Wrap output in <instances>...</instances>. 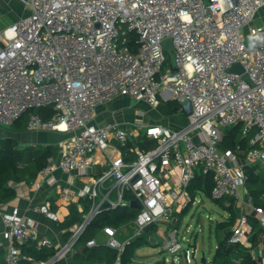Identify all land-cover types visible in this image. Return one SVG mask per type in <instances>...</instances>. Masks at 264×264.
Masks as SVG:
<instances>
[{
  "label": "built area",
  "instance_id": "built-area-1",
  "mask_svg": "<svg viewBox=\"0 0 264 264\" xmlns=\"http://www.w3.org/2000/svg\"><path fill=\"white\" fill-rule=\"evenodd\" d=\"M23 2L29 14L2 30L6 43L0 49V125L12 126L27 115L31 130L68 134L58 145L59 158L49 157L33 183L38 189L48 182L69 203L79 202L83 219L60 248L39 259L22 247L31 241L38 248L52 247L51 239L39 237L34 219L18 207L5 212L7 264L60 263L78 250L97 215L119 207L137 210L128 221L133 232L120 239V226L107 225L100 230L104 240L94 236L87 246L115 249L113 264H121L126 243L163 221L168 230L162 249L181 252L172 219L194 203L188 189L198 170L213 175L212 199L231 196L252 206L264 227V209L244 190L245 166L264 164V26H251V41L243 35L264 0ZM167 38L175 49V70L164 49ZM235 63L244 72H230ZM118 95L151 104L174 100L188 124L180 129L148 126L144 141L154 144L130 143L134 129L118 121L94 122L97 106ZM45 108L54 109L49 120L39 112ZM239 122L242 135L249 137L243 159L221 148L224 128ZM98 151L106 163L90 184L74 188L53 175L56 169L89 175L100 164ZM27 210L60 219L47 203H31ZM252 230L248 215L241 214L230 242L244 243ZM185 252L190 262L192 247Z\"/></svg>",
  "mask_w": 264,
  "mask_h": 264
},
{
  "label": "trees",
  "instance_id": "trees-1",
  "mask_svg": "<svg viewBox=\"0 0 264 264\" xmlns=\"http://www.w3.org/2000/svg\"><path fill=\"white\" fill-rule=\"evenodd\" d=\"M168 103L174 110H178V103L176 101H168ZM39 112L44 120H49L54 115L53 108L40 109ZM144 138L145 137L139 139L137 143L141 145L146 144V146L147 144H154V142H145ZM221 148L237 152L241 158L245 156L246 150L249 148V137L242 135L241 122L224 128ZM57 151L58 147L54 145H21L14 137L0 136V205L15 197L16 189L12 183L33 181L36 179L39 170L46 165L49 157L57 154ZM245 171L248 175L245 184L255 197L254 204L264 209V201L260 200L261 195L264 194V179L254 176L248 166H245ZM214 184L213 175L211 173H204L202 170H198L188 189L192 201L199 193L212 199L211 191ZM213 200L224 206L228 212V217L216 223V228L222 232L223 237L216 246L211 264H261L258 259L254 257L250 248L241 243L234 244L230 242L233 228L236 226L241 216L240 208L234 197L226 196ZM191 205L192 202L183 208L181 212L175 214L178 217L174 225L175 228L178 227L179 215L183 216L187 213ZM88 207V203L85 204V210H87ZM136 212V209L128 207L104 209L88 225L82 235L80 239L82 248L74 253L75 264H113L117 258V251L115 249L105 245L89 247L86 245V242L107 225L119 227L123 223L128 222L135 216ZM82 219L83 213L79 211L78 205L76 203L70 204L69 214L60 223V227L66 229V238L70 234V229L76 223L82 221ZM248 219H250L249 221L253 226L252 231L258 233L259 230H256L257 222L249 217ZM154 226L155 227L148 228L142 235L126 243L121 255V264H129L132 262L136 250L149 243V233L151 232L150 230L156 228V225ZM22 250L39 259L47 258L55 252V249L51 247L38 248L34 242L24 245Z\"/></svg>",
  "mask_w": 264,
  "mask_h": 264
},
{
  "label": "crops",
  "instance_id": "crops-1",
  "mask_svg": "<svg viewBox=\"0 0 264 264\" xmlns=\"http://www.w3.org/2000/svg\"><path fill=\"white\" fill-rule=\"evenodd\" d=\"M30 10L26 7L23 0H0V49L5 45L6 40L2 34V30L11 24H13L22 15L29 14ZM251 26H264V6H262L256 13L254 19L250 24L244 26L243 35L247 41L252 40L250 34ZM121 99H129L139 104L141 100H136L127 95H118L113 99L106 101L97 106L95 111L94 122L98 125L104 124L107 121H118L127 129H134V135L131 137L130 143L137 142L142 137H146V128L152 125H163L174 129H180L184 126L188 120L185 113L174 110L175 116L170 115L167 119L155 118L151 115L145 113L144 110H140L143 113L141 120L137 121H127L129 116L122 109H117L118 102ZM144 101V100H142ZM173 101V100H168ZM168 101H166L168 103ZM146 104L147 101H144ZM169 105V103H168ZM170 106V105H169ZM171 107V106H170ZM173 108V107H172ZM131 110V109H130ZM179 114L184 115L185 120H181ZM178 116V117H177ZM181 121V124L179 123ZM18 122V124H17ZM17 122H15L13 127H16L17 131L14 132L17 139L21 145L28 144H40L46 145H59L64 139L67 138L68 134L52 129H42V130H31L28 127V116L23 115ZM173 126H178L175 128ZM58 137V138H57ZM57 140V142H55ZM97 159L100 160V164L93 166L90 170L89 175L80 176L77 171L73 170L71 172H63L61 169H56L53 175L56 177L60 184L69 185L74 188H80L91 183L93 177L100 174L106 163V159L103 153L100 151L95 153ZM56 159L59 158V150L55 156ZM244 158V157H243ZM241 158V159H243ZM249 169L254 176L264 179V164L256 163L254 165H249ZM35 180V179H34ZM33 180V181H34ZM33 181H22L20 183H12L16 189V195L14 198L6 203L0 205V264H7L6 256L8 253L9 241L4 236L5 225L3 223V214L5 212L11 211L14 207H18L20 212L25 216H31L36 222V233L39 237L47 236L52 241L53 249L60 248L66 240V229L60 227V223L69 214L70 204L67 200L59 195L58 188L55 185L44 182L40 188H36ZM244 190L250 192L247 185H245ZM251 193V192H250ZM252 194V193H251ZM253 195V194H252ZM254 197V195H253ZM261 201H264V194L260 197ZM255 202V197L253 203ZM31 203H47L49 206L58 212L59 221H52L48 219L45 215L39 212L30 213L27 208ZM78 205L79 211V202ZM256 205V204H254ZM85 206V204L83 205ZM241 214L246 213L249 218L257 222L256 230L249 232L245 236L244 246L251 249L252 254L261 264H264V227L261 223L260 215L255 211V209L250 205H244L243 203L238 204ZM257 206V205H256ZM259 206V205H258ZM250 220V219H249ZM151 227H155L154 225ZM150 228V227H149ZM151 231V232H150ZM149 238L154 237L152 230H150ZM119 234V233H118ZM99 240H104L105 236L98 231L95 235ZM156 239V238H155ZM34 241H31L33 243ZM35 243V242H34ZM155 244L157 241L155 240ZM82 246L78 248L80 250ZM77 250V251H78ZM59 264H75L74 253L68 254L64 257ZM211 264V263H210ZM235 264V263H232Z\"/></svg>",
  "mask_w": 264,
  "mask_h": 264
},
{
  "label": "rangeland",
  "instance_id": "rangeland-1",
  "mask_svg": "<svg viewBox=\"0 0 264 264\" xmlns=\"http://www.w3.org/2000/svg\"><path fill=\"white\" fill-rule=\"evenodd\" d=\"M144 101L141 100L139 104H136L129 99H121L118 102L117 109H125L123 112H126L129 116V120L127 121L141 120L143 113L140 110H144L146 114L149 112V115L155 118L162 117V119H168L170 115L175 116L173 108L164 100H160L158 104H151L148 101L146 104ZM179 117L183 121L186 118L182 114H179ZM179 123L181 124V121ZM184 124L186 126L188 120ZM173 127L179 128L178 126ZM16 129L13 126L0 125V136L15 137L16 134L14 132L17 131ZM227 217L228 212L223 205L199 193L187 213L183 216L179 215L177 229L183 250L172 254L162 249V243L168 230L167 223L162 221L155 224L156 228L152 229V234L156 238L157 244L149 242L139 247L135 252L132 262L129 264H203L201 261L203 257L206 258V264H210L214 257L216 246L223 237L222 232L216 228V223ZM132 232V224L129 222L123 223L120 225L118 237L125 239ZM196 234H198L196 255L195 257L191 255V260L188 262L185 257V249Z\"/></svg>",
  "mask_w": 264,
  "mask_h": 264
},
{
  "label": "water",
  "instance_id": "water-1",
  "mask_svg": "<svg viewBox=\"0 0 264 264\" xmlns=\"http://www.w3.org/2000/svg\"><path fill=\"white\" fill-rule=\"evenodd\" d=\"M208 1V0H207ZM163 45H164V49L165 51L168 53L169 55V59L173 65V69L175 70L176 67L174 65V55H175V49L173 46V42L171 38H167L163 41ZM230 72H238V73H242L244 72V68L242 67V65L240 63H235L231 68L228 69ZM245 77H247V75H244ZM132 205L134 207H138L139 205L137 204L136 201H132ZM200 214V213H199ZM209 217H210V213H209ZM177 222V217H174L172 219V224H176ZM197 239H198V234H196L193 238V240L191 242H189L188 247H192L193 249V254L192 256L195 257L196 255V251H197ZM155 237H150L149 238V242L155 244ZM187 256L186 252H185V257ZM202 263L206 264V258L203 257L202 258Z\"/></svg>",
  "mask_w": 264,
  "mask_h": 264
}]
</instances>
